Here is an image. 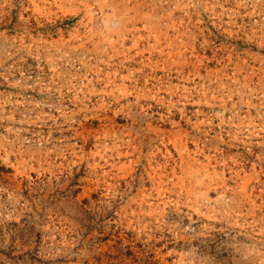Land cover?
Returning a JSON list of instances; mask_svg holds the SVG:
<instances>
[{"label":"rangeland","instance_id":"374dc122","mask_svg":"<svg viewBox=\"0 0 264 264\" xmlns=\"http://www.w3.org/2000/svg\"><path fill=\"white\" fill-rule=\"evenodd\" d=\"M0 264H264V0H0Z\"/></svg>","mask_w":264,"mask_h":264}]
</instances>
